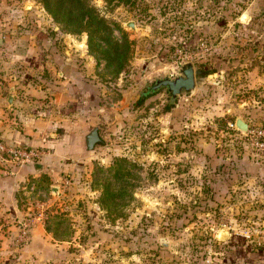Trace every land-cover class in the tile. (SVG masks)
I'll return each instance as SVG.
<instances>
[{"label":"rangeland","instance_id":"1","mask_svg":"<svg viewBox=\"0 0 264 264\" xmlns=\"http://www.w3.org/2000/svg\"><path fill=\"white\" fill-rule=\"evenodd\" d=\"M84 2L107 22L111 42L126 35L122 72L89 51L86 31L68 32L41 0L2 3L7 18L38 20L61 52L86 64L102 142L58 180L17 182L19 212L0 214V264L252 263L264 229V156L233 126L237 117L261 123L264 114V0ZM183 61L194 66L190 94L169 105L160 89L136 104L154 75H174ZM47 219L65 240L45 229ZM23 221L31 222L29 239L20 242ZM33 232L41 246H30ZM18 244L27 251H15ZM237 244L247 261L235 255Z\"/></svg>","mask_w":264,"mask_h":264},{"label":"crops","instance_id":"2","mask_svg":"<svg viewBox=\"0 0 264 264\" xmlns=\"http://www.w3.org/2000/svg\"><path fill=\"white\" fill-rule=\"evenodd\" d=\"M2 3L0 0V137L8 142L45 147L39 161H6L10 168L0 163V214L5 210L13 217L19 210L13 197L17 182L20 184L30 176L58 180L83 167L89 155L85 136L92 127H99L93 105L97 102L89 101L86 93V64H81L82 60L73 53L61 52L38 20H24L26 16L21 17L22 14L19 19L7 18L9 10ZM230 112L227 108L223 113ZM258 122L264 123V114ZM233 129L240 131L235 124ZM38 230L41 232L42 227ZM43 241L41 234L33 232L30 246H41ZM20 245L13 249L27 251L26 245ZM257 247L249 258L252 263L247 264H264V247ZM34 251L39 256L43 249ZM238 254L247 261L240 246L235 255Z\"/></svg>","mask_w":264,"mask_h":264},{"label":"trees","instance_id":"3","mask_svg":"<svg viewBox=\"0 0 264 264\" xmlns=\"http://www.w3.org/2000/svg\"><path fill=\"white\" fill-rule=\"evenodd\" d=\"M41 2L55 18L60 19L65 25L69 26L70 30L67 29L68 32L79 33L86 31L88 34L87 44L89 51L97 53L99 57H102L109 66L115 69L116 73L122 72L127 67L130 50L126 35L122 31L124 35L123 41L120 43L111 42L109 37L111 28L103 18L98 17L93 10L87 8L84 0H41ZM119 30H121L120 27ZM99 40L107 42V48L102 47ZM144 98L145 96H141L136 104L139 105ZM42 148L45 149V147ZM36 182L37 186L41 187L42 181L38 180ZM61 221V219H57L55 225L61 224ZM50 224L51 222L47 219L45 221V229L55 239L65 240L59 236L56 228L51 227ZM237 246L243 249L242 245L237 244ZM262 247L264 246H259L258 249H262ZM246 249L249 248L246 247ZM245 251L243 250L244 253H247Z\"/></svg>","mask_w":264,"mask_h":264},{"label":"water","instance_id":"4","mask_svg":"<svg viewBox=\"0 0 264 264\" xmlns=\"http://www.w3.org/2000/svg\"><path fill=\"white\" fill-rule=\"evenodd\" d=\"M26 7L29 8L30 6L26 5ZM130 23L131 22L126 24V26L134 28V25H131ZM160 89L166 90L169 96V105L174 104L179 96L190 94L195 89V72L193 63L191 61H183L178 66L177 73L174 75H170L169 71L160 76L154 75L152 84L146 85V91L141 96L155 93ZM234 123L238 130L242 131L247 129V123L241 118H236ZM101 142L102 139L99 136L97 127H93L85 136L87 150L93 149L95 144Z\"/></svg>","mask_w":264,"mask_h":264},{"label":"built area","instance_id":"5","mask_svg":"<svg viewBox=\"0 0 264 264\" xmlns=\"http://www.w3.org/2000/svg\"><path fill=\"white\" fill-rule=\"evenodd\" d=\"M251 148L264 156V123L248 124L247 129L242 132ZM42 149L30 145H22L15 142H8L0 137V160L11 163H26L39 161L42 157ZM6 155V157H3ZM67 183V182H65ZM30 221L21 223L19 241L25 242L29 238ZM262 236L257 240L260 246L264 242V229H259Z\"/></svg>","mask_w":264,"mask_h":264}]
</instances>
